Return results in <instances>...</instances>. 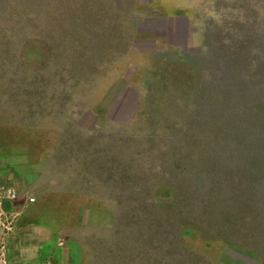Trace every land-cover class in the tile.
Masks as SVG:
<instances>
[{"label":"rangeland","instance_id":"rangeland-1","mask_svg":"<svg viewBox=\"0 0 264 264\" xmlns=\"http://www.w3.org/2000/svg\"><path fill=\"white\" fill-rule=\"evenodd\" d=\"M145 18H186L187 47L198 30L199 51L137 30ZM103 22L108 38L96 35ZM248 51L264 58V0L10 3L0 17V264H264L242 228L235 244L175 223L185 184L174 160H200L204 120L185 122L195 119L192 87L219 85L241 56L254 71ZM120 86L138 91L130 121L98 128L81 118L102 117ZM189 174L209 187L203 171L199 183Z\"/></svg>","mask_w":264,"mask_h":264},{"label":"trees","instance_id":"trees-1","mask_svg":"<svg viewBox=\"0 0 264 264\" xmlns=\"http://www.w3.org/2000/svg\"><path fill=\"white\" fill-rule=\"evenodd\" d=\"M29 1L0 0V17L5 15V8L10 3L23 6ZM99 31L98 38H108L109 24L103 22ZM93 49L94 56H99L100 48ZM245 54L249 55L248 52ZM239 58L240 61L233 63L231 74L220 73L219 85L210 80L200 81L192 87L194 93L189 101L198 108L194 115H186V118L195 116V119L185 122L190 129L201 118L204 120L199 125L202 138L198 141L196 137L199 130H194L196 136H193L197 143H201L198 149L194 147L200 150V160L194 162L190 154L179 155L174 160L172 171L185 184L180 188L184 193L178 195L183 198L175 204V223L178 226L193 225L206 236H220L235 244L239 243L234 236L242 228L239 235L249 241L245 247L258 252L264 262V87L260 86L264 80V65L253 56L256 68L250 71V60ZM205 64L202 63L201 67L204 68ZM200 68L194 71L197 78H200ZM244 75L250 78L244 79ZM215 88L218 98L213 100ZM215 136L217 150L212 144ZM183 164H186L185 169L179 170ZM200 170L209 185L205 189L193 187L188 180V173L196 174Z\"/></svg>","mask_w":264,"mask_h":264},{"label":"water","instance_id":"water-1","mask_svg":"<svg viewBox=\"0 0 264 264\" xmlns=\"http://www.w3.org/2000/svg\"><path fill=\"white\" fill-rule=\"evenodd\" d=\"M117 4L120 6V0H117ZM179 20L180 22V28L177 30V33L173 36V40H174V43L176 44H180L182 45V50H188L190 52H198L199 51V32L198 30H195L192 34V41L194 43V48H188L187 47V21H186V18L184 19H179V18H176ZM172 40V41H173ZM145 43V44H144ZM133 44L136 45V46H147V43L146 42H139V41H133ZM143 44V45H142ZM257 49H259L258 47H256ZM206 53H208L209 55V51ZM248 53L250 54V57L251 59H253V56H255L260 62L262 65H264V58L263 56L259 53L254 54L252 53L251 51ZM198 57V56H197ZM195 55H190V57L188 59H190V61L188 62H196V63H199V59L197 58ZM206 57L205 56H202V60L205 61V59H203ZM252 62H255V60H251ZM202 63V62H200ZM256 64V62H255ZM244 79H249L250 76H243ZM261 87H264V80H262V83L260 84ZM120 89H121V94H122V98L121 100H116V104L113 106V103L110 105V107L108 109H106V112L104 113V115L102 117H99V118H94L93 115L90 113V112H86L85 114H83V116L81 117L85 122H88V124H92L94 126H97L98 128H107V127H113V124L111 123V120L113 121H116V122H119V121H123L125 122L126 120L130 121L132 118H133V115H134V112H133V108H134V105L136 104V101H137V97H138V91L135 89V88H132V87H124V86H120ZM137 98V99H136ZM133 102V103H132ZM193 105V110L188 112L191 113V112H195L197 110V106L195 104H192ZM192 178L193 179H196L194 177H196L195 174H191ZM203 178V182H207L206 181V178H205V175L202 177ZM199 183L200 182V179L197 178L196 179ZM197 186V185H196ZM194 187V186H193ZM247 264H250V263H247Z\"/></svg>","mask_w":264,"mask_h":264},{"label":"flooded vegetation","instance_id":"flooded-vegetation-1","mask_svg":"<svg viewBox=\"0 0 264 264\" xmlns=\"http://www.w3.org/2000/svg\"><path fill=\"white\" fill-rule=\"evenodd\" d=\"M165 27V23L163 22H158L155 19L152 20L145 18L142 22L138 24V26H136V29L144 31H153L156 36H166L169 40L172 41L173 36L171 37V34L167 32Z\"/></svg>","mask_w":264,"mask_h":264},{"label":"bare ground","instance_id":"bare-ground-1","mask_svg":"<svg viewBox=\"0 0 264 264\" xmlns=\"http://www.w3.org/2000/svg\"><path fill=\"white\" fill-rule=\"evenodd\" d=\"M180 22L178 19H172L170 23H167V25H165L166 27L169 28V30H172L173 35H175L177 33V30L181 27L180 26ZM174 31V32H173Z\"/></svg>","mask_w":264,"mask_h":264}]
</instances>
